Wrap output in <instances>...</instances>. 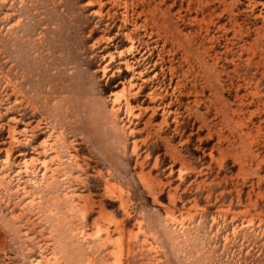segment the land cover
Wrapping results in <instances>:
<instances>
[{"label": "rangeland", "instance_id": "374dc122", "mask_svg": "<svg viewBox=\"0 0 264 264\" xmlns=\"http://www.w3.org/2000/svg\"><path fill=\"white\" fill-rule=\"evenodd\" d=\"M0 264H264V0H0Z\"/></svg>", "mask_w": 264, "mask_h": 264}]
</instances>
